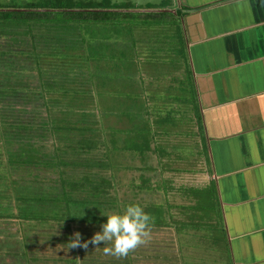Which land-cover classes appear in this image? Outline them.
<instances>
[{
	"label": "trees",
	"instance_id": "1",
	"mask_svg": "<svg viewBox=\"0 0 264 264\" xmlns=\"http://www.w3.org/2000/svg\"><path fill=\"white\" fill-rule=\"evenodd\" d=\"M109 4L110 0L0 3V41H4L0 48V217L31 225L64 226L69 241L74 233L82 236L87 226H101L106 221L102 211L117 201L106 197L111 178L91 174L90 169L77 179L59 174L60 187L52 193L42 182L17 184L10 178L13 168L25 166L27 172L32 165L37 166L31 167L36 171L53 164L90 168L103 166L107 160L113 166L110 161L117 164L113 148V152L132 150L143 158L148 150L164 149L156 138L160 132L149 117L156 109L142 110L139 84L128 89V77L140 73L134 58V66L130 63V42L123 33H108L107 28L113 16L169 12L133 10L125 3L108 8ZM47 137L52 139L51 151L42 149ZM95 149L106 157L105 162L92 155ZM200 190L192 206L196 215H206L197 228L203 226L205 217L214 215L209 226L222 234L215 189ZM146 210L153 217L152 225L169 224L160 204ZM185 224L180 226L196 228ZM20 237V255L30 260L26 251L30 234L25 231ZM69 260L80 264L75 256Z\"/></svg>",
	"mask_w": 264,
	"mask_h": 264
},
{
	"label": "crops",
	"instance_id": "2",
	"mask_svg": "<svg viewBox=\"0 0 264 264\" xmlns=\"http://www.w3.org/2000/svg\"><path fill=\"white\" fill-rule=\"evenodd\" d=\"M142 1V8L130 9L167 10L162 17L177 21L179 53L177 61L161 62V73L140 57V73L128 77V89L140 86L142 110L156 109L149 117L164 145L145 155L154 153L163 168L182 164L167 173L198 164L196 174L207 175L201 189H215L229 264H264V0ZM183 87L190 90L186 107ZM180 109L185 114L179 118ZM188 114L187 123L177 126Z\"/></svg>",
	"mask_w": 264,
	"mask_h": 264
},
{
	"label": "rangeland",
	"instance_id": "3",
	"mask_svg": "<svg viewBox=\"0 0 264 264\" xmlns=\"http://www.w3.org/2000/svg\"><path fill=\"white\" fill-rule=\"evenodd\" d=\"M24 1L26 0H0V3L19 6ZM93 1L96 3L100 0ZM122 3L128 4L129 8H142L137 6L144 4L142 0H110L108 8H113L115 4ZM156 14L155 16L154 14L150 15L152 17H143L133 12L127 18L123 15L113 16L112 21L108 24L107 32L116 33L118 31V34L123 33L125 40L130 42L131 49L127 52H131L132 55L130 63H134L133 58L139 61L138 58L144 57L147 60H152L151 71L161 73L163 72L161 62H164L165 58V60L175 59L177 61L179 53L174 40L176 30L173 31L177 21L167 20V17H162L164 14L160 12ZM147 19L149 22L146 23ZM3 43L4 41H0V48ZM189 91L187 87H183L179 93L181 104L185 107L188 105V99H190ZM165 94L171 96V94ZM172 94L178 101L177 94ZM174 113L177 115L176 110ZM181 113L185 114L184 110L181 111L180 109L177 115L179 118ZM188 116L189 114L181 119L177 126L183 125L182 122L186 124ZM188 124L191 123L188 122ZM197 125L200 127L199 124ZM51 148L52 139L47 137L45 143L42 142V149L51 151ZM186 148H188V144ZM92 155L98 156V162L107 160L102 152L97 149ZM146 156L148 159L145 157L143 160L142 156L137 155L132 150H117L113 156L117 164L109 160L113 166L111 164L108 166V160L103 166L95 164L90 168L81 165L71 167L53 164L45 170L44 168H36L39 170L36 171L34 168L37 166L32 165L30 172H27L25 166H20L13 168L10 175V178H14L17 184L22 186H34L36 182H42L52 193H55L60 187L59 174L63 177L70 176V179H77L84 174L85 169H90L91 172H94L91 174L100 173L109 179L111 178L112 183L108 187L106 197L107 199L112 197L117 201L106 206L105 212L123 211L124 206L129 203L140 204L145 212L151 210L147 211L146 207L154 203L162 206V216L164 214L169 224L167 226L152 225L150 239L146 244L139 246L127 257L117 259L114 256L103 254V244L97 249L92 244H89L87 249L81 248L79 251L68 248L67 245L70 241L67 234H63L65 231L67 233L68 229L64 226L55 224H35L37 225L35 226L18 218L0 217V264H72L69 259L73 256L77 258L80 264H89L90 262V264H229L227 249L219 237L222 235L212 232L209 226L213 221L212 217H205L203 226L197 228L202 224L203 218L201 216L206 215V213L201 212L196 215L197 210L192 206L194 198L201 192V187L207 181V175L204 172L196 174L202 168L192 162L184 165L185 168L191 165L190 170L186 169L176 174L173 171L167 173V170H171L170 167L176 169L178 166V168L183 169V166H180L182 164L179 162L177 164L168 163V167L163 168V165L155 158L154 153L149 152V155ZM31 167L34 168L31 169ZM66 187L69 189L70 185L66 184ZM10 189L11 187H8V190ZM196 191L199 192L196 193ZM14 196L13 194L11 198ZM182 223H187L185 225L188 226L195 225L196 228H182L180 226ZM100 230V226H87L86 230L84 229L82 232V242L89 240ZM25 231L30 234V244L26 249L30 260H25L19 252L21 250L20 236Z\"/></svg>",
	"mask_w": 264,
	"mask_h": 264
},
{
	"label": "clouds",
	"instance_id": "4",
	"mask_svg": "<svg viewBox=\"0 0 264 264\" xmlns=\"http://www.w3.org/2000/svg\"><path fill=\"white\" fill-rule=\"evenodd\" d=\"M107 219L101 224L100 231H97L89 240L82 242L80 232L74 233L73 238L67 245L68 248H88L89 244L95 249L103 247L105 256H114L117 259L127 257L139 246L146 244L150 239L153 217L145 212L138 203H129L124 206L123 211H102Z\"/></svg>",
	"mask_w": 264,
	"mask_h": 264
}]
</instances>
